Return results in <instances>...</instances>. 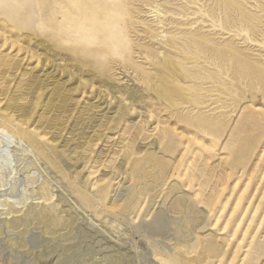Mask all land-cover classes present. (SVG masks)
<instances>
[{
    "label": "rangeland",
    "instance_id": "1",
    "mask_svg": "<svg viewBox=\"0 0 264 264\" xmlns=\"http://www.w3.org/2000/svg\"><path fill=\"white\" fill-rule=\"evenodd\" d=\"M11 2L0 264H264V0Z\"/></svg>",
    "mask_w": 264,
    "mask_h": 264
},
{
    "label": "bare ground",
    "instance_id": "2",
    "mask_svg": "<svg viewBox=\"0 0 264 264\" xmlns=\"http://www.w3.org/2000/svg\"><path fill=\"white\" fill-rule=\"evenodd\" d=\"M172 70L173 71H175L176 72V74L177 75H179V76H182V75H180L179 74V71L177 70V68L174 66V65H172ZM1 231V230H0ZM13 242V241H12ZM16 242H14V244H15ZM13 243H12V245H14ZM64 249H62V250H64V252H62V254L60 253V254H57L58 256H60L61 258H62V264H64V260H68V258L69 257H73L74 255H76V253L75 252H70V250H66V248L65 247H63ZM54 252H56V250H53V249H51L50 251H49V249H45L42 253H40L39 254V256H40V258H46L47 256H49V255H51L52 253H54ZM75 259V258H74ZM57 261V260H56ZM55 261V262H56ZM76 261V260H75ZM104 262H106V263H110V264H122L123 263V259H122V257H107L105 260H104ZM68 263H69V260H68ZM67 263V264H68ZM71 263V262H70ZM8 264H21V263H19L18 261L16 262V259H15V262H12L11 260L8 262ZM75 264V263H74ZM94 264H97V263H94Z\"/></svg>",
    "mask_w": 264,
    "mask_h": 264
},
{
    "label": "clouds",
    "instance_id": "3",
    "mask_svg": "<svg viewBox=\"0 0 264 264\" xmlns=\"http://www.w3.org/2000/svg\"><path fill=\"white\" fill-rule=\"evenodd\" d=\"M14 8V4L11 0H0V10L3 11V14L10 15L12 9ZM106 30L103 26L97 25L95 28H86L85 29V38L88 40H95L98 38H102L105 34Z\"/></svg>",
    "mask_w": 264,
    "mask_h": 264
}]
</instances>
